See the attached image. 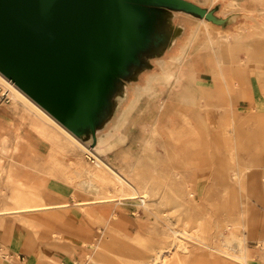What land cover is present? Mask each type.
Here are the masks:
<instances>
[{
  "label": "bare ground",
  "instance_id": "obj_1",
  "mask_svg": "<svg viewBox=\"0 0 264 264\" xmlns=\"http://www.w3.org/2000/svg\"><path fill=\"white\" fill-rule=\"evenodd\" d=\"M201 24L203 27L208 26V22L201 21ZM199 27L197 31L202 29ZM239 38L238 35H221L217 40L209 37L213 44L225 50L224 54L219 52L217 57L210 52L207 54L213 70L214 89L218 91L221 100L228 90L236 86L252 87L253 85L258 88L264 83V62L256 53L245 50L244 45L240 46ZM184 50L185 48L174 60H182ZM194 75L190 67L176 74L178 87L182 85L183 80H186L185 92L179 94L175 98L176 101H166L161 105L162 112L158 120L146 129V132H151L154 137L163 138V147L169 154L170 162H179L185 166L182 169V178L177 181H173L174 170L171 168L159 171L157 177H161L160 180L165 183L166 189L161 191V196L156 200L150 192V185L157 181L159 183L155 173L151 176L138 173L132 176L123 169H117L101 155L107 148L104 150L99 149L98 146L90 147L0 73V85L5 88L3 94L12 99L14 106L22 107L27 114L32 115L31 127L51 145L50 153L43 162V165H47L46 172L54 178H63L69 184L76 182L80 189L77 195H73L74 204L69 202L46 204L41 195L33 190L31 204L19 207L20 209L0 211V216L25 212L34 214L25 221L41 250L40 256L35 252L31 254L34 261L59 264V261L51 256L49 251L42 249L39 243L43 244L53 239L71 248L70 234L83 236L91 233L94 239L101 237L99 246L105 250V256L109 258L110 264L250 263L247 248L248 234L235 233L236 225L240 223L237 219H232V213L226 219V225L217 226L216 229V233L222 235L224 240L219 239L218 236L205 237L204 200L198 191L189 188V182L185 179V175L188 177L190 173L199 170L201 144L206 133L205 125L202 124L203 116L200 114L199 94L193 89ZM173 76L175 75L167 70L165 78L170 80ZM153 79L154 77H150L143 88L137 87L135 90L138 93L151 90L154 86ZM166 124L171 125V128ZM152 144V150L155 152L156 144L154 141ZM82 152L95 158L91 165L85 162ZM69 154H74L77 161L66 163L64 160ZM152 161L156 164V160L152 158ZM35 165L33 164V167ZM101 185L113 186L115 190L114 192L100 190ZM19 199L23 200V197L19 196ZM157 204L161 205L162 211ZM130 205L134 206L132 212L128 207ZM183 208H185L183 213L185 224L180 228H170V225H173L170 211ZM248 213L249 210L244 208L241 216L245 218ZM149 215H153L155 221L162 220V233L167 235V238L156 236V222L153 221L154 218L153 220L149 218ZM39 216L44 217L39 220ZM132 216L136 218V235L133 237L128 233V227L125 233H120L121 224ZM150 221L154 226L152 225L151 229H144ZM242 227L246 230L250 228L246 221H242ZM145 232L147 238L143 236ZM210 240L212 242H209ZM72 247L74 248L75 245L72 244ZM80 247L84 251L89 250V246L80 245ZM63 249L70 255L74 253V250L70 251L71 249L65 247ZM194 249L202 253H198L200 258L190 260L189 256ZM90 259L96 261L92 256ZM3 263L20 262L12 258Z\"/></svg>",
  "mask_w": 264,
  "mask_h": 264
},
{
  "label": "water",
  "instance_id": "obj_2",
  "mask_svg": "<svg viewBox=\"0 0 264 264\" xmlns=\"http://www.w3.org/2000/svg\"><path fill=\"white\" fill-rule=\"evenodd\" d=\"M193 0H0V73L94 148L153 78L174 60L192 21L226 29ZM140 77L144 80L140 82Z\"/></svg>",
  "mask_w": 264,
  "mask_h": 264
},
{
  "label": "crops",
  "instance_id": "obj_3",
  "mask_svg": "<svg viewBox=\"0 0 264 264\" xmlns=\"http://www.w3.org/2000/svg\"><path fill=\"white\" fill-rule=\"evenodd\" d=\"M193 1L207 8L221 3L222 11L217 14L220 17H227L236 12L246 13V19L241 23L226 29L219 27L221 35L264 34V0H247V9H244V0ZM198 27H202V29L197 31ZM204 28L206 27H203L201 21H195V23L192 21V26L187 30L188 36L179 44L182 46L175 54V56L179 55L185 48L181 59L189 55L191 60L193 58L195 61L193 69L196 77L193 79V89L199 94L200 108H204L200 109V114L203 116L202 124L206 123V132L209 133L201 144L200 169L197 175L199 190L196 189V191L205 200L204 195L208 193L222 192L212 188L216 184L217 178L231 177L233 195L239 191L235 188L236 184L245 187V192L248 194L263 195L250 198V204L244 207L249 210V213L242 220L246 221L250 227L245 231L250 243L248 254L251 259L249 264H264V249L258 246L259 241H264V88L261 86L256 88L253 85L252 87L236 86L232 90H228L221 100L218 91L214 89L212 71L210 73L206 68L202 70L197 66H201V63L205 65L203 53L194 55V50L192 51L195 41ZM263 42L264 40L257 41L248 38L243 42V45L245 48H254ZM205 73L206 76H204ZM139 94L121 115L118 126L121 127V130L127 131L129 128L126 126L134 125L133 115L139 113L138 109L142 107L141 103L143 102L141 97L139 98ZM4 102H0V211L20 209L19 207L31 204L33 190L41 195L46 204L62 202L74 204L73 195L78 193L75 187L65 182L63 178H54L46 172L47 165H43V162L50 153L51 145L31 127L32 115L27 114L22 107L14 106L13 103H10L11 100ZM117 129L109 133L108 136L115 133ZM214 130L215 136L213 135ZM220 146L223 147L221 155L226 159L228 170L231 172L221 176L218 170L219 157L217 155V148ZM214 153H216L215 156ZM71 161H77V157L75 156V159ZM33 164L36 165L33 167ZM248 167L254 168L250 170ZM19 196H22L23 200H20ZM78 199L80 198L78 197ZM218 205L219 202L216 203V207ZM237 208L240 209L232 199V219H240L239 216L236 217L239 215V212L236 213ZM32 215L34 214L25 212L0 216V264H10L3 262L12 258L20 262L14 264H46L31 258L33 252L40 256L39 252L41 251L32 230L25 222ZM43 217L39 216V220H42ZM69 237L71 243L75 245L74 248L72 244L69 248L53 239H49L43 244L39 243V245L56 259L59 257L78 258L84 252L80 245L84 246L95 240L91 233L83 236L72 233ZM64 247L68 250L71 249L70 251L74 250V253L70 255L64 251Z\"/></svg>",
  "mask_w": 264,
  "mask_h": 264
},
{
  "label": "rangeland",
  "instance_id": "obj_4",
  "mask_svg": "<svg viewBox=\"0 0 264 264\" xmlns=\"http://www.w3.org/2000/svg\"><path fill=\"white\" fill-rule=\"evenodd\" d=\"M245 8L247 9V0H244ZM223 7V6H222ZM240 8V7H239ZM238 8V9H239ZM233 10V9H231ZM222 10L219 11V13ZM247 11V10H246ZM237 13V12H236ZM233 14V13H232ZM241 15L238 17L236 24L241 23L246 19V13H240ZM231 15V14H230ZM209 23V22H208ZM209 26H212V28H209ZM246 34V33H245ZM235 35V34H234ZM231 35V36H234ZM240 38V46L243 47V42L248 39H255L257 41H262L264 40V34H253V33H247L245 36L241 34H237ZM221 36L220 34V28L212 23L208 24L206 28H204L201 31V35L197 38L195 41V44L193 46V53L194 55H199L203 53L205 59V65L204 63H201L200 65H197L198 67L202 68V70H207L212 71L213 75V70L211 69V63L209 64V58H207L206 53H213L218 56L219 52H222L224 54L223 47L213 44L209 37H212L214 40H217ZM227 36V35H226ZM229 36V35H228ZM245 47V45H244ZM241 48V47H240ZM245 50L253 51L254 53L257 54L258 57L261 58V60L264 62V42L263 44L256 45L254 48H245ZM261 61V62H262ZM194 59L190 58L189 55L185 56L182 60H170V61H158L155 63V70L159 71L158 74L154 76L153 82L154 86L151 90L148 91H143L140 95L141 99L143 102L141 103V108L138 109V114L133 115V121L134 125H128L126 126L129 128L127 131L121 130V127H118L117 131L115 133H112L110 136L106 138H99V142L97 146L99 149H106L101 155L102 157L111 163L113 166H115L117 169H123L125 170L128 174L130 175H135L136 173L140 175H146V176H151V174H156V179L157 174L159 171L162 169L164 170L166 168L169 169L171 168L174 170V176H173V181H177L178 179L182 178V169H184L183 164L179 162L169 161V154L166 151V149L163 147L164 140L163 138L151 134V132L147 133L146 129L150 128V125L154 123L155 121L158 120L159 114H161L160 106L163 105L166 101L170 100H175L179 94L182 92H185L184 86L186 83V80H183L182 85L180 87L177 86L176 82V74L179 72H183L185 68L190 67L192 71H194L193 67H195L194 64ZM262 62V63H263ZM264 64V63H263ZM167 70L171 71L173 78L170 80H167L165 77L167 76ZM195 74V72H194ZM206 76V73L204 74ZM196 77V75H194ZM211 77V76H209ZM145 79V78H144ZM142 77H140V82L144 80ZM264 88V83L261 86ZM5 88L0 85V95L4 91ZM139 93H136L134 91V94L132 95L133 98L136 99L137 95ZM11 102L13 103L12 99L10 98ZM0 102L1 101V96H0ZM5 103V102H4ZM203 110L204 108H200ZM201 113V112H200ZM203 122V121H202ZM167 127L171 128V125L166 124ZM180 125V124H179ZM179 125L177 126L179 129ZM182 125V124H181ZM180 125V126H181ZM133 126V127H132ZM206 123H205V131L206 130ZM124 128V127H123ZM126 128V129H127ZM126 131V133H125ZM147 133V134H145ZM209 135L207 132L205 133V136ZM213 135L215 136V130L213 131ZM155 142V152H153L152 147L153 144L152 142ZM217 148V147H215ZM219 148V149H218ZM217 148V155H218V170L220 173V176L222 174H230L229 167H227L226 159L223 158L222 154V148L223 147H218ZM216 150V149H215ZM82 157L85 160L86 163L91 165V161L87 158L88 153L82 152ZM216 153H214L215 156ZM93 160L95 159L91 155H89ZM222 157V158H221ZM152 158L156 160V164L154 161H152ZM75 159L74 154H69L65 157L66 162H70L71 160ZM224 160V162H223ZM171 163V164H170ZM93 165V164H92ZM167 166V167H165ZM254 167H248V169H252ZM200 169V167H199ZM247 169V170H248ZM244 172V171H243ZM190 173V172H189ZM191 174V176H190ZM188 177L185 175V179H187L189 182V188L193 191L196 189L199 190V177L197 175L199 174V170L193 173H190ZM244 174V173H243ZM73 175V174H72ZM75 176V175H73ZM161 178V177H160ZM160 178H158L157 182H153L150 185V192H152L153 198L158 199L159 196H161V191L166 189V186L164 185ZM225 183L224 185L222 183ZM73 187H75V190L79 192L80 189H78L76 182L70 183ZM213 189H219L222 192L220 193H208L204 195V205H205V211H204V234L205 237L207 238H212L215 236H218L219 239L224 240V237L220 235L219 233H216L217 226H225L226 225V219L228 216L230 217V214L232 213L231 210V205H232V199L235 200L236 206L240 207L236 209V213L239 212V215L236 217H240V219H237L240 224L236 225L235 233L238 235H243L246 231L242 227V216H241V211L242 208L247 207L250 204V198H256V197H262L263 195H258L255 196L254 194H248L245 192V187L243 186H238L236 184L237 190L236 193L233 195L231 192L232 186H231V177H226V178H217L216 184ZM100 190H111V192H114L115 188L113 186H105L101 185ZM205 194V193H204ZM199 199V197H197ZM219 202L218 208L216 207V203ZM159 206L160 211H162V208L160 207V204H157V207ZM130 211L132 212L134 210V206L130 205L128 206ZM184 209H174L170 211V220L173 223V225H170V228H180L185 224V215L183 217ZM247 217V216H246ZM149 218H154L153 215H149ZM231 219V218H230ZM151 220V221H152ZM166 218L164 219V221ZM148 222V225L144 227V229L147 228H152L153 223ZM155 221V218L154 220ZM155 230H156V236L158 238L165 239L167 238V235H164L162 233L163 230V223L162 220L159 219L155 221ZM136 218L134 216L128 217V219L124 220L123 224H121L120 227V233H125L126 228H129L128 233L130 234L131 237L136 235ZM154 226V225H153ZM226 233V232H225ZM144 238H147V232L143 234ZM219 240H217L218 242ZM209 242H212L210 240ZM90 245H87V243L84 245L85 247L89 246V250H85L83 255L78 258H57L59 261V264H76L77 262H80V264H110L109 258L105 256V250L99 246L101 244V237L96 238L93 241L89 242ZM258 246L261 249H264V241H259ZM250 243L249 241L247 242V248L249 249ZM198 253H202L198 249H194L192 254L189 256L190 260H194L196 258H200ZM93 257L96 261L94 262L93 260L90 259V257ZM105 256V257H104ZM251 259V257H250ZM225 264H241L239 262H227Z\"/></svg>",
  "mask_w": 264,
  "mask_h": 264
},
{
  "label": "built area",
  "instance_id": "obj_5",
  "mask_svg": "<svg viewBox=\"0 0 264 264\" xmlns=\"http://www.w3.org/2000/svg\"><path fill=\"white\" fill-rule=\"evenodd\" d=\"M1 100L5 101V102H9L10 101V98H7L6 95L3 94V92L1 93ZM87 158L91 161V162H94L93 158H91L90 156L87 155Z\"/></svg>",
  "mask_w": 264,
  "mask_h": 264
}]
</instances>
